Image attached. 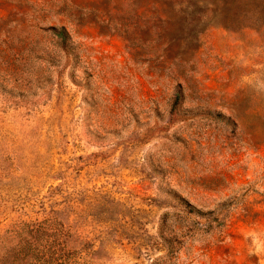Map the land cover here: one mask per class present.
<instances>
[{
	"label": "rangeland",
	"instance_id": "rangeland-1",
	"mask_svg": "<svg viewBox=\"0 0 264 264\" xmlns=\"http://www.w3.org/2000/svg\"><path fill=\"white\" fill-rule=\"evenodd\" d=\"M0 264H264V0H0Z\"/></svg>",
	"mask_w": 264,
	"mask_h": 264
}]
</instances>
